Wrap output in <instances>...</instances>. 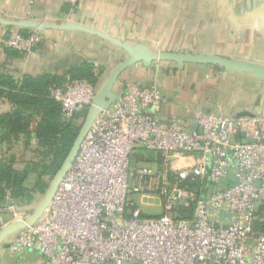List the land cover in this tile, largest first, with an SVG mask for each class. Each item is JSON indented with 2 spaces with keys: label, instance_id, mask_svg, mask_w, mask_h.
Here are the masks:
<instances>
[{
  "label": "built area",
  "instance_id": "obj_1",
  "mask_svg": "<svg viewBox=\"0 0 264 264\" xmlns=\"http://www.w3.org/2000/svg\"><path fill=\"white\" fill-rule=\"evenodd\" d=\"M58 1L72 14L80 0ZM43 40L13 32L3 44L30 55ZM116 94L48 206L6 251H37L44 264H264V116L180 120L163 115L154 85L126 81ZM95 95L70 75L49 91L65 119ZM136 198H157L161 213L144 215ZM27 217L5 193L0 230Z\"/></svg>",
  "mask_w": 264,
  "mask_h": 264
},
{
  "label": "crops",
  "instance_id": "obj_2",
  "mask_svg": "<svg viewBox=\"0 0 264 264\" xmlns=\"http://www.w3.org/2000/svg\"><path fill=\"white\" fill-rule=\"evenodd\" d=\"M39 26H44V40L37 49L9 58L4 40L13 32L31 33ZM121 43L264 65V0H80L72 14L64 1L0 0V69L16 79L62 76L83 60L109 72L125 56ZM187 66L202 68L207 77L199 80L195 72L191 77L176 72ZM126 81L156 86L166 101L163 115L180 120L205 112L264 116V78L255 75L201 64L140 62L123 72L115 93ZM6 111L9 106L1 101L0 113ZM45 195L35 196L28 205L15 204L30 215ZM14 237L2 238L0 264H44V256L34 250L9 254L5 247Z\"/></svg>",
  "mask_w": 264,
  "mask_h": 264
},
{
  "label": "trees",
  "instance_id": "obj_3",
  "mask_svg": "<svg viewBox=\"0 0 264 264\" xmlns=\"http://www.w3.org/2000/svg\"><path fill=\"white\" fill-rule=\"evenodd\" d=\"M6 53L9 58L26 55L11 48H6ZM105 70L83 60L62 76L24 75L16 79L0 69V102L9 106L8 112L0 113V202L5 192L19 205H28L35 196L44 195L86 117L87 108L63 118L59 104L49 96L50 89L61 84L64 75H70L86 80L97 93L103 86Z\"/></svg>",
  "mask_w": 264,
  "mask_h": 264
},
{
  "label": "water",
  "instance_id": "obj_4",
  "mask_svg": "<svg viewBox=\"0 0 264 264\" xmlns=\"http://www.w3.org/2000/svg\"><path fill=\"white\" fill-rule=\"evenodd\" d=\"M44 26L37 27V31H41ZM101 37L109 39L107 35L99 34ZM111 40V39H109ZM113 42V40H111ZM119 42H117L118 44ZM125 51L124 58L110 71L107 78L104 80L102 88L96 93L92 105L88 108L85 119L83 120L76 139L74 140L67 156L65 157L60 169L54 176L52 183L50 184L45 197L38 204L35 210L28 215L25 222H15L0 230V243L5 235H16L19 230L25 228L27 224H34L40 217L42 211L48 206L52 200L57 188L63 180L65 174L69 170L79 147L89 131L90 126L94 122L97 115L111 102L115 101L117 94L114 91L116 82L119 80L123 72L130 66L136 63H143L150 65L151 63H176L178 65L183 64H201L218 67L220 71L233 70L240 73L255 75L259 79L264 78V65L256 64L246 60H237L225 58L217 55H193L190 53H175L166 51H157L141 45H134L128 43L120 44ZM252 113H240L234 118L239 117H253Z\"/></svg>",
  "mask_w": 264,
  "mask_h": 264
},
{
  "label": "rangeland",
  "instance_id": "obj_5",
  "mask_svg": "<svg viewBox=\"0 0 264 264\" xmlns=\"http://www.w3.org/2000/svg\"><path fill=\"white\" fill-rule=\"evenodd\" d=\"M78 5V4H77ZM77 8V6H76ZM76 11V9H75ZM145 44V43H143ZM147 46H151L150 44H145ZM154 48V47H152ZM157 49L163 51V49H160L157 47ZM120 60H122V57H120ZM168 63V62H167ZM193 66H187L185 69L184 68H180V69H177L176 72L178 74H183L185 76H189L191 77L192 74L195 72L197 73V76L200 78L199 80H203L205 79L207 76V71L205 72L204 70H202V68L200 67H193ZM201 69V70H197V69ZM156 69V68H155ZM162 69L158 68L157 72H161ZM197 70V71H195ZM154 72L156 73V71L154 70ZM109 72H106L104 73V75L101 77V81L104 82L105 78H107V76L109 75L108 74ZM205 74V75H204ZM187 78V77H186ZM191 80V79H190ZM193 85V84H192ZM187 86V85H186ZM160 90V89H159ZM161 91V90H160ZM261 91H264V84L261 85ZM162 93V91H161ZM264 94V92H262ZM219 113V112H218ZM221 114H224V113H221ZM140 157H147V158H155V154L151 153V152H148V151H145V152H140ZM183 161V164H189V165H192V159H187V160H181ZM135 202L138 206V208L140 209V211L144 214V215H147V216H154V215H159L161 213V209L160 207L158 206L159 204V200L157 198H150V199H144L143 202L138 200V198L135 199Z\"/></svg>",
  "mask_w": 264,
  "mask_h": 264
}]
</instances>
